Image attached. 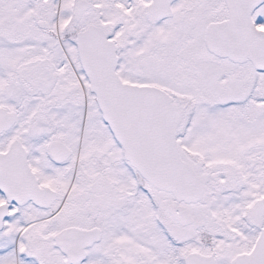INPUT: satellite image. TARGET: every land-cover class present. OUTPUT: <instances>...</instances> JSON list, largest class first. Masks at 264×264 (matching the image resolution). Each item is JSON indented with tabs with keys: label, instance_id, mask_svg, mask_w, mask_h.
Masks as SVG:
<instances>
[{
	"label": "snow or ice",
	"instance_id": "1",
	"mask_svg": "<svg viewBox=\"0 0 264 264\" xmlns=\"http://www.w3.org/2000/svg\"><path fill=\"white\" fill-rule=\"evenodd\" d=\"M0 264H264V0H0Z\"/></svg>",
	"mask_w": 264,
	"mask_h": 264
}]
</instances>
